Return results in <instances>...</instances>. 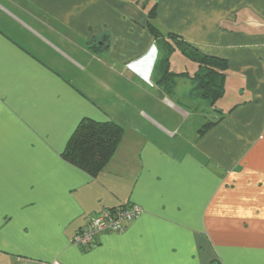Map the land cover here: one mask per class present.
<instances>
[{
  "label": "crops",
  "instance_id": "obj_1",
  "mask_svg": "<svg viewBox=\"0 0 264 264\" xmlns=\"http://www.w3.org/2000/svg\"><path fill=\"white\" fill-rule=\"evenodd\" d=\"M184 46L225 59L215 105ZM87 117L124 128L96 176L64 155ZM55 261L264 264V0H0V264Z\"/></svg>",
  "mask_w": 264,
  "mask_h": 264
},
{
  "label": "trees",
  "instance_id": "obj_2",
  "mask_svg": "<svg viewBox=\"0 0 264 264\" xmlns=\"http://www.w3.org/2000/svg\"><path fill=\"white\" fill-rule=\"evenodd\" d=\"M152 28L156 35L161 34L156 27ZM170 36L177 39L175 34ZM178 42L176 44L181 46ZM182 51L198 63L194 75L197 81L196 93L215 105L225 94V59L206 55L194 46L193 49L184 46ZM213 125L211 121L205 123L199 130L200 134ZM123 134L124 128L113 121L102 122L89 117L83 118L69 139L64 155L73 164L96 176L109 163Z\"/></svg>",
  "mask_w": 264,
  "mask_h": 264
},
{
  "label": "built area",
  "instance_id": "obj_3",
  "mask_svg": "<svg viewBox=\"0 0 264 264\" xmlns=\"http://www.w3.org/2000/svg\"><path fill=\"white\" fill-rule=\"evenodd\" d=\"M142 212L143 209L136 204L103 208L92 216L84 227L77 231L72 242L83 248L92 247L96 243L99 234L123 232ZM52 264H59V262L55 261Z\"/></svg>",
  "mask_w": 264,
  "mask_h": 264
},
{
  "label": "rangeland",
  "instance_id": "obj_4",
  "mask_svg": "<svg viewBox=\"0 0 264 264\" xmlns=\"http://www.w3.org/2000/svg\"><path fill=\"white\" fill-rule=\"evenodd\" d=\"M195 110H196V109H195ZM212 113H213V112H211V116L214 115V114H212ZM195 120H196V119H195ZM189 123H190V121L187 122V124H189ZM184 129H189V127H187V128L184 127Z\"/></svg>",
  "mask_w": 264,
  "mask_h": 264
}]
</instances>
